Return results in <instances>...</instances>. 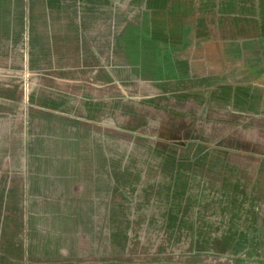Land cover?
Masks as SVG:
<instances>
[{
	"label": "rangeland",
	"instance_id": "374dc122",
	"mask_svg": "<svg viewBox=\"0 0 264 264\" xmlns=\"http://www.w3.org/2000/svg\"><path fill=\"white\" fill-rule=\"evenodd\" d=\"M255 3L247 11H233L245 24L248 54H234L229 81L264 91V8ZM124 27L120 22L116 28ZM118 33L114 41H104L100 30L87 32L89 55L80 75H55L34 67L26 33V50L10 44L0 54V91L10 93L6 104L0 103V193H9L12 203L21 198L25 211L31 210L43 225V242L32 253L30 264H264L260 182L252 186L254 204L248 201L246 210L242 209L249 224L255 225L256 216L257 227L252 231L240 228L234 234L224 233L234 223L226 211L238 206L221 190L214 192L216 212L209 217L217 230L212 247L205 250L192 244L205 242L192 229L196 209L175 208L159 225L160 218L154 223L147 207L136 205L129 196L136 188L128 187L134 166L127 162L128 154L144 147H211L223 153L227 164L253 168L256 178L258 164L264 163V108L213 105L205 92H179L163 86L160 78H151L161 71L159 66L152 67L155 50L131 58L112 53ZM118 65L121 75H111ZM48 86L69 92L75 99L118 101L119 106L107 107L102 118L80 122L83 133L87 132L83 142L94 152L89 165L96 166L97 158L100 170H56L55 166H65L66 156L32 152L33 145L54 151V142L44 133L65 128L64 123L33 117L37 112L32 94ZM188 93L195 97L178 96ZM9 248L15 249L6 246V255ZM11 253L12 259H1L4 264H17L16 251Z\"/></svg>",
	"mask_w": 264,
	"mask_h": 264
},
{
	"label": "crops",
	"instance_id": "0c3cea01",
	"mask_svg": "<svg viewBox=\"0 0 264 264\" xmlns=\"http://www.w3.org/2000/svg\"><path fill=\"white\" fill-rule=\"evenodd\" d=\"M254 3L264 8V0H0V54H5L10 44L18 46L26 33L34 67L46 68L55 75H80L89 55L87 32L100 30L104 41H114L119 31L112 53L131 58L155 50L152 67L159 66L161 71L151 78H160L163 86L168 84L179 92H205L213 105L263 109L264 91L229 81L234 54H248L245 24L236 19L233 11H247ZM120 22L125 26L123 30L116 28ZM117 69L119 65L110 74L121 75ZM188 94L178 96L195 97ZM73 97L52 86L32 94L37 112L33 117L64 123L65 128L44 133L54 142V151L34 145L31 150L36 155L66 156L65 166H55L56 170H100L97 158L96 166L89 165V155L94 152L83 142L82 136L87 132L83 133L80 122H89L90 117L92 121L102 118L107 107L119 106L118 101ZM8 99L9 91H0V103L6 104ZM69 123L73 125L69 127ZM128 155L127 162L135 171L128 187L136 188L129 196L136 205L147 207L154 223L160 218L157 223L164 225L165 217L169 218L175 208L197 210L191 225L194 234L203 236L205 242L195 241L193 247L207 250L213 245L217 226L209 215L216 212V190L227 194L238 206L226 211L234 223L224 233L257 227L255 213V225H251L243 212L248 201L254 204L255 182H260L257 192H264V163L258 164L256 171L260 175L255 178L253 168L237 169L226 163L223 153L211 147L150 146ZM152 203L157 206H148ZM36 218L31 210L25 211L21 198L12 203L9 193H0V260L12 259L11 252L15 250L17 264L31 263L32 253L43 242V225ZM8 245L15 249L9 248L6 255L4 249Z\"/></svg>",
	"mask_w": 264,
	"mask_h": 264
},
{
	"label": "built area",
	"instance_id": "2783aa9c",
	"mask_svg": "<svg viewBox=\"0 0 264 264\" xmlns=\"http://www.w3.org/2000/svg\"><path fill=\"white\" fill-rule=\"evenodd\" d=\"M27 37H28V36L25 34L23 40L20 41V43L18 44V46H19L20 48H24L25 50H26V48H27L26 45H25V39H26ZM25 50H24V54H27V53H25ZM106 84L108 85V83H106ZM112 84H114V83H112ZM98 85H100V84H98ZM143 86H145V88H147V89L149 88V85H148V84H143ZM119 87H120V85L117 84V88H119ZM149 89H150V90L152 89L151 91H159L158 88H154V87H153V88H149Z\"/></svg>",
	"mask_w": 264,
	"mask_h": 264
}]
</instances>
